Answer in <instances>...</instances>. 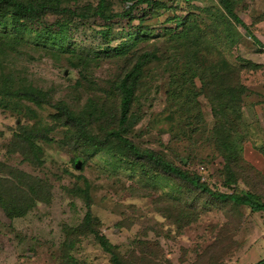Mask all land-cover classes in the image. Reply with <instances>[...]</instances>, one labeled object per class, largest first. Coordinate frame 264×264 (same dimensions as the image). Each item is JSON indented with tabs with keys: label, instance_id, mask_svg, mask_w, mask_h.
<instances>
[{
	"label": "rangeland",
	"instance_id": "obj_1",
	"mask_svg": "<svg viewBox=\"0 0 264 264\" xmlns=\"http://www.w3.org/2000/svg\"><path fill=\"white\" fill-rule=\"evenodd\" d=\"M13 1L48 8H0V264H113L101 236L120 264L264 259V212L116 137L264 202V0H103L108 20L100 0Z\"/></svg>",
	"mask_w": 264,
	"mask_h": 264
},
{
	"label": "trees",
	"instance_id": "obj_2",
	"mask_svg": "<svg viewBox=\"0 0 264 264\" xmlns=\"http://www.w3.org/2000/svg\"><path fill=\"white\" fill-rule=\"evenodd\" d=\"M124 2V5L127 7V10L125 12V15H127L131 10H133L136 6H138L141 3H144L148 0H122ZM220 4L223 6V8L228 12L231 13L230 7L228 6L227 2L225 0H218ZM105 2L103 0L99 1V7L94 12L95 15L100 16L103 19H111L110 15H106L103 11ZM0 8L1 9H13L16 12H19L20 14H30L35 15L44 12L48 6L44 5L43 3L34 4V3H28L23 4L21 2L13 1V0H0ZM65 12H69L67 9H63ZM74 14V13H73ZM76 15V14H75ZM235 21L245 28L244 24H242L237 17L233 15ZM255 42L257 43V40L253 38ZM136 78V72H128V75L124 77L118 84L119 92L122 93V103H123V109L121 114V124H123L125 117L123 116L125 113H127L131 98L133 97V92L130 89V85L132 81ZM231 124L225 127V135L224 138H230L228 136V132L230 131L229 127ZM224 133V132H223ZM116 137L119 141L124 143L127 148H129L131 151H133L135 154H138L142 156L145 160H150L156 163L157 165L161 166L164 171L173 174L174 176L178 177L179 179L185 181L188 184H191L192 186L198 188L204 193L209 194L212 197H215L220 200H228L236 205H240L243 207L248 208L252 213L257 212H264V202L259 199L258 196H256L252 192H244L241 191L239 193H232V194H214L211 192L205 184H200L199 179L197 177L190 176L189 173H187L185 170H182L180 168H177L176 166L172 165L168 161L157 157L152 151L150 150H141L138 147H136L133 143L129 142L127 139L123 138L121 134H116ZM223 138V139H224ZM222 151L224 152L223 156L226 157V159L233 162V164H236L239 159L237 158L236 151L234 146L228 142L227 139H224V143L221 146ZM236 162V163H234ZM234 166V165H233ZM234 167H228L227 172L230 174H233L232 170ZM229 181H226L224 185L228 186ZM100 246L101 248L107 252L110 257L113 264H120L118 256L116 255L114 248L108 244L106 239L101 236L99 238ZM67 259V258H66ZM65 260V258H64ZM64 264H70L64 261ZM75 264V263H74ZM256 264H264V259L260 260Z\"/></svg>",
	"mask_w": 264,
	"mask_h": 264
},
{
	"label": "water",
	"instance_id": "obj_3",
	"mask_svg": "<svg viewBox=\"0 0 264 264\" xmlns=\"http://www.w3.org/2000/svg\"><path fill=\"white\" fill-rule=\"evenodd\" d=\"M75 168H76V169H80V168H81V165H80L79 162H77V163L75 164Z\"/></svg>",
	"mask_w": 264,
	"mask_h": 264
}]
</instances>
